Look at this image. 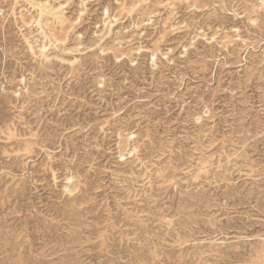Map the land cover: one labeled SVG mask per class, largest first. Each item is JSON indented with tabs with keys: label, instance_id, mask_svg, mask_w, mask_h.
Listing matches in <instances>:
<instances>
[{
	"label": "rangeland",
	"instance_id": "obj_1",
	"mask_svg": "<svg viewBox=\"0 0 264 264\" xmlns=\"http://www.w3.org/2000/svg\"><path fill=\"white\" fill-rule=\"evenodd\" d=\"M0 264H264V0H0Z\"/></svg>",
	"mask_w": 264,
	"mask_h": 264
},
{
	"label": "bare ground",
	"instance_id": "obj_2",
	"mask_svg": "<svg viewBox=\"0 0 264 264\" xmlns=\"http://www.w3.org/2000/svg\"><path fill=\"white\" fill-rule=\"evenodd\" d=\"M262 7V6H261Z\"/></svg>",
	"mask_w": 264,
	"mask_h": 264
}]
</instances>
